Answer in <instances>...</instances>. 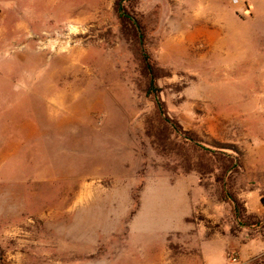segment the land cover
Listing matches in <instances>:
<instances>
[{
  "label": "rangeland",
  "instance_id": "rangeland-1",
  "mask_svg": "<svg viewBox=\"0 0 264 264\" xmlns=\"http://www.w3.org/2000/svg\"><path fill=\"white\" fill-rule=\"evenodd\" d=\"M120 2L0 0V264H240L203 241L264 237L223 198L264 206V0H126L136 34Z\"/></svg>",
  "mask_w": 264,
  "mask_h": 264
},
{
  "label": "crops",
  "instance_id": "crops-1",
  "mask_svg": "<svg viewBox=\"0 0 264 264\" xmlns=\"http://www.w3.org/2000/svg\"><path fill=\"white\" fill-rule=\"evenodd\" d=\"M244 203L246 207L247 216H254L257 218L264 213V206L262 205V201L260 200V198L255 199L251 202L244 201ZM191 214H192V210L186 217L190 216ZM186 217H184L183 220ZM240 235H243V233ZM222 237L232 238L238 241V243L240 244V249H239L240 253L236 255L235 263L253 264L255 260L264 256V237L263 236H255L253 238L243 241L242 236H237V237L232 236L231 237L226 234H219L216 232L210 237H207V239H205L202 244L207 243L211 239L222 238Z\"/></svg>",
  "mask_w": 264,
  "mask_h": 264
},
{
  "label": "trees",
  "instance_id": "trees-1",
  "mask_svg": "<svg viewBox=\"0 0 264 264\" xmlns=\"http://www.w3.org/2000/svg\"><path fill=\"white\" fill-rule=\"evenodd\" d=\"M119 10H120V13H121V15H120L121 18H123L124 21L128 22L132 26L133 31L136 34V30L134 28L135 26L132 23V21H131L130 17L128 16V14H126L125 8L122 6L121 9L119 8ZM151 69H152V73L154 74V76H156L154 68L151 67ZM149 70L150 69L147 67V64L145 63V61H143V71H144L145 75L147 76V78H149V83H148V86H147V94L149 96H154L155 93H156V87L150 81ZM157 114L159 115L158 112H157ZM161 122L164 123L162 120H161ZM172 125L174 126V128H175V130L177 132L182 133V129L177 124L173 123ZM184 136H186V134H184ZM184 143L187 144V145H190L193 149H196V148L200 147V149H202V150H204V151H206L208 153H211V151H209V149H207V147L202 145L201 142L198 143L197 139L194 138V137H187V139H184ZM238 168H239V165L237 163L236 165L233 164V167H229L228 169L221 168V171H222L223 174H225L227 172L231 173V172H233L234 169L236 170ZM223 198H224V200L227 203H229L232 206L233 215H234L236 221H238L240 223L242 221V218H243L242 214H244V215L246 214V211H245L244 207L240 204V202L238 201V199L235 196L227 193L225 190L223 191ZM257 224H263L264 225V220H258ZM253 264H264V256L259 258V259H257V260H255Z\"/></svg>",
  "mask_w": 264,
  "mask_h": 264
},
{
  "label": "water",
  "instance_id": "water-1",
  "mask_svg": "<svg viewBox=\"0 0 264 264\" xmlns=\"http://www.w3.org/2000/svg\"><path fill=\"white\" fill-rule=\"evenodd\" d=\"M124 1H125V0H121L120 5H119V8H120V9L122 8V4H123ZM135 24H136V23H135ZM136 26H137V24H136Z\"/></svg>",
  "mask_w": 264,
  "mask_h": 264
},
{
  "label": "built area",
  "instance_id": "built-area-1",
  "mask_svg": "<svg viewBox=\"0 0 264 264\" xmlns=\"http://www.w3.org/2000/svg\"><path fill=\"white\" fill-rule=\"evenodd\" d=\"M230 260H231L233 263L236 262V259H235V258H231Z\"/></svg>",
  "mask_w": 264,
  "mask_h": 264
}]
</instances>
